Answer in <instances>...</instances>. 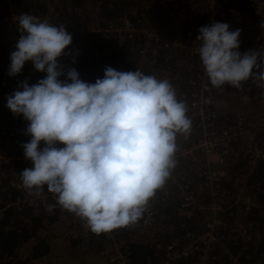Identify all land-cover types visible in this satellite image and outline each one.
Returning a JSON list of instances; mask_svg holds the SVG:
<instances>
[{
	"label": "clouds",
	"instance_id": "9594fccd",
	"mask_svg": "<svg viewBox=\"0 0 264 264\" xmlns=\"http://www.w3.org/2000/svg\"><path fill=\"white\" fill-rule=\"evenodd\" d=\"M229 29L213 22L198 30L196 52L211 87L239 90L252 81L264 89V46L241 53V30ZM17 30L8 75L26 62L45 74L5 98L30 137L21 145L32 163L20 171L22 187L36 196L47 190L97 235L135 224L176 166L178 135L191 131L186 103L168 79L139 69L106 66L94 83L74 68L65 72L58 60L72 36L63 24L21 13Z\"/></svg>",
	"mask_w": 264,
	"mask_h": 264
},
{
	"label": "trees",
	"instance_id": "16d2710c",
	"mask_svg": "<svg viewBox=\"0 0 264 264\" xmlns=\"http://www.w3.org/2000/svg\"><path fill=\"white\" fill-rule=\"evenodd\" d=\"M13 1L17 10L21 12L36 7V13L45 14L47 5H49L48 1L55 2L56 0ZM186 1V9L191 20L178 30L172 28L173 33L171 34V36L181 35L184 41L196 37L199 34V28L208 25V17L201 15L202 7L199 4L207 6L209 0ZM237 1L217 0V3L226 11L230 6L237 4ZM3 2L0 0V136L3 126L9 120L27 123L21 116H14L5 107V98L19 90L18 86L21 82L26 81L31 86V80L27 74V63L20 74L14 77L8 75L10 53L15 50L19 34L10 27L12 26L9 22L10 11H7ZM146 2L147 0H60L58 3L57 0L55 6L61 12L59 13L61 23H68L79 32L76 44L66 49L68 55L64 56H69L70 62L64 67V71L74 68L81 80L91 83L103 77L106 66L117 71H131L134 68L132 57L141 44L137 41V37L118 46L115 39L106 38L103 34L93 35L87 30L91 31L96 26L104 27L108 21L129 16L136 23L145 17L149 21V23L145 21L146 25L162 34L167 33L165 30L169 28L170 22L156 9L146 11ZM134 7H136L135 12L131 9ZM153 19H156V22H152ZM228 24L229 30L233 31L238 29L240 20H237L235 14H230ZM170 26H172L171 23ZM257 34L258 30L255 26L253 25L252 28L249 26L248 30L241 32L240 44H244V47L249 46ZM146 64V75L168 79L175 88L178 99L186 103L187 116L192 122L191 131L187 137L178 135L177 147L192 148L201 138L199 130L201 117L197 110L194 114L191 106L193 90L189 81L199 73V60L192 56L160 52L159 58L150 59ZM38 74L42 77L45 75L40 72ZM60 79L63 80L65 77L61 76ZM255 85L257 84L252 81L245 82L239 90L228 85L224 86L226 91L220 96V105L217 110L220 128L226 126L227 123L230 124L235 112L240 110H233L231 106L235 99L238 102L234 106L240 107L248 118L254 120L264 118V89L260 90ZM210 111L214 110L210 109ZM246 148L245 140L231 144L227 148L228 155H225V159L229 177L224 180L223 190L230 201H226L224 205L227 210L219 217L217 216L226 223V228L221 231V245L219 246L221 249L217 248L213 256L215 259L211 257L209 264H264V165L254 172L247 173L245 170ZM204 164V156L196 151L175 166L164 186L157 190L149 201L148 206L157 216V222L153 228L143 227L138 220L133 225L115 229L109 233L94 234L86 227L83 220L63 210L51 193H49L50 203L53 206L51 210L45 208L36 213L27 209L18 211L10 208L0 219V259L10 257V261L6 264H54L55 262L61 263L60 260L63 258L59 255L71 249L76 259L88 254V256L95 255L100 260L104 259L105 262L100 261L97 264H112L106 258L112 254L110 247L113 244L114 249L115 242H123V250L130 264L159 263L165 259V254L157 248L158 244L166 245L173 239L187 244L188 240H191L190 236L205 232L208 225L214 223L215 217L212 215L211 208L213 202L206 190L203 177ZM12 170L10 176H12ZM164 191L170 192V197L166 201L162 200ZM244 191L254 197L252 209L246 211L237 206L231 208L232 197ZM20 195L21 193L7 186V181L0 183V198L4 201L9 200V196L14 199ZM184 196L191 198L196 206L195 210H189L187 213L179 211V205ZM237 220L239 225L235 226ZM58 224L63 227L65 238L55 236L52 227ZM80 226L82 230H77ZM236 228L248 231L252 239L244 241L236 236L233 231ZM66 246L68 250H65ZM60 247L58 255L57 251ZM219 252L223 253L219 254ZM230 256L233 260H230ZM193 259L182 260L176 264H193L198 257Z\"/></svg>",
	"mask_w": 264,
	"mask_h": 264
},
{
	"label": "built area",
	"instance_id": "2783aa9c",
	"mask_svg": "<svg viewBox=\"0 0 264 264\" xmlns=\"http://www.w3.org/2000/svg\"><path fill=\"white\" fill-rule=\"evenodd\" d=\"M3 1L7 11H10L9 22L12 24L10 27L15 29L19 35L20 33L17 30V17L21 13H28L36 16L41 21L46 20L52 24L65 25L66 31L72 36V43L69 47H73L76 44L79 32L68 23H61L59 15L61 12L55 7L57 0L55 2L48 1L49 5H47L45 14L40 12L36 13V7L21 12L15 7L13 0ZM186 6V0H147L145 10L151 11L156 9L162 17L171 23V25L174 21L176 26L180 29L182 26L186 25V22L191 20ZM199 6L202 7L201 15H207L208 17V25L213 22L228 24L229 15L235 14L237 20H240V22L252 23L255 26L256 30H258V34L254 37V40H252L249 46L244 47V44H240L239 51L241 53L249 49H260L264 46V0H238L237 4L230 6L226 11L217 3V0H209L207 6L204 4H199ZM135 8L136 7H134L133 10L136 11ZM158 12L153 11L155 14H158ZM145 21L149 23L145 17L136 23L129 16H122L116 20L106 22L104 27L96 26L91 31L87 30V32L93 35L103 34L106 38L115 39L118 46H122L133 37H137V41L141 44L132 57L134 68L131 71L139 69L145 73L147 68L146 63L149 62L150 59L159 58L160 52L192 56L199 60L196 52L198 47L196 37L199 34L194 38L184 41L181 35L176 34L170 36L173 31L170 23L169 28L165 30L167 33L162 34L151 26L146 25ZM152 22H156V19H153ZM175 29L177 30L176 27ZM69 62V56H64L62 59L58 60V63H60L63 68L66 67ZM26 63L27 74L31 80V85L37 83L39 79L44 78L35 71L31 62ZM198 70L199 73L189 81V84L193 90L191 94V106L194 109V114L197 110L198 115L201 117L199 124L201 138L192 148L177 147L175 159L176 165L178 166L181 161L185 160L193 152L198 151L204 156L205 164L203 166V177L205 179L206 190L209 192L213 202L211 208L212 215H214L213 217H215V219L213 224L208 225L205 232L190 236L189 238H191V240L189 239L187 244H182L178 239H173L166 245L158 244L157 248L164 252L165 259L156 264H176L182 260H194L193 258L195 257H198V259L193 264H209L211 257L216 254L217 248L221 245V231L226 228V223L218 219L217 216L219 217L222 212L227 210L224 207L227 203V193L223 190V183L224 180L229 177V171L226 169L227 162L225 155H228L227 148L231 146V144L240 143L243 140L246 141L247 160L245 170L247 173L254 172L261 165H264V118H259L257 120L250 119L242 111L243 113L234 115L233 121L230 124L227 123L226 126L220 128L217 110L220 105V96L225 94V87H211L201 67V63L198 64ZM212 106L213 108H211ZM210 109L214 111H210ZM26 126L27 123L9 120L1 131L0 183L7 181V186L11 190L14 189L21 193V195L14 199L9 196V200L7 201L0 198V219L3 217L4 212L10 208L18 211L27 209L38 213L41 209H49V206H51L50 194L46 190L39 196L29 195L21 184L20 171L32 167L31 161L24 158L23 148L21 147L23 143L28 142L30 139V137L24 135ZM11 170L12 176H10ZM14 173L16 174L14 175ZM168 197H170V192L164 191L162 193V200L166 201ZM232 200L233 204L230 206L231 208L237 206L249 211L254 205V197L247 191H244L240 195H234ZM179 206V211L181 213H187L189 210L196 209L194 202L187 196H184ZM139 221L143 227L153 228L157 222L156 213L147 205ZM233 231L236 236L241 237L244 241H250L252 239L248 231L243 228H236L233 229ZM123 249V242H115L114 255L107 257V260L112 264H130L129 258ZM219 249H221V247H219ZM221 253L223 252H219V254ZM10 259V257L0 259V264H6ZM213 259H215V257H213ZM230 260H233L231 256Z\"/></svg>",
	"mask_w": 264,
	"mask_h": 264
},
{
	"label": "rangeland",
	"instance_id": "374dc122",
	"mask_svg": "<svg viewBox=\"0 0 264 264\" xmlns=\"http://www.w3.org/2000/svg\"><path fill=\"white\" fill-rule=\"evenodd\" d=\"M60 2V0H58V3ZM57 4V2L55 3V5ZM56 7V6H55ZM132 10L134 9V8H131ZM133 11H135V10H133ZM249 26L252 28L253 27V24L251 23V24H249V23H246V22H240V24H239V26H238V29H240L241 30V32H243V31H246V30H248L249 29ZM173 33V31L171 32V34ZM174 35H176V34H174ZM165 36H167V35H165ZM171 36V35H170ZM169 38H171V37H169ZM152 69V68H151ZM255 87L256 88H258V89H262V88H260V87H258L257 85H255ZM234 101V103L231 105L232 107H233V110H238V109H240V110H238L237 112H235V114H238V113H243L242 111H241V108L239 107H236V106H234L235 105V103H237L236 102V99L235 100H233ZM243 108V107H242ZM245 113V112H244ZM228 114V113H227ZM230 115V114H229ZM226 201H230V199H226ZM264 216V215H263ZM236 226H238L239 225V223H238V220L236 221V224H235ZM62 229H63V227L62 226H60L59 224L56 226V227H52V230H54L55 232L56 231H60V236H64V234H63V231H62ZM77 230H82V227L80 226ZM53 231V232H54ZM110 249H111V251L110 252H112V254L110 255V256H113L114 254H113V251H114V249H113V244L111 245V247H110ZM85 258L84 259V263H86V264H97L98 262H100V261H104V259L103 260H98V259H96V257H95V255H93V256H88V254H85L84 256H81V257H79V259H81V258ZM108 257V256H107ZM106 257V258H107ZM79 259H78V264L80 263V261H79ZM75 261V260H74ZM107 261H109V260H107Z\"/></svg>",
	"mask_w": 264,
	"mask_h": 264
},
{
	"label": "crops",
	"instance_id": "0c3cea01",
	"mask_svg": "<svg viewBox=\"0 0 264 264\" xmlns=\"http://www.w3.org/2000/svg\"><path fill=\"white\" fill-rule=\"evenodd\" d=\"M172 28H177V30L179 29L177 26H176V24H175V22L173 21L172 22ZM61 231V230H60ZM60 231H56V232H54V234H55V236L56 237H59V238H65V235L66 234H64V236H60ZM53 234V235H54ZM59 242V241H58ZM65 248V250H68L69 248L66 246V247H64ZM58 250V249H57ZM60 250H61V247H60V249L57 251V253H58V255H59V253H60ZM67 255H69L68 257H67ZM60 257H62L63 259L62 260H60L61 261V263H59V262H55L54 264H78L77 262H78V259H76L74 256H73V254H72V250L71 249H69V251L68 252H65V253H63L62 252V254L61 255H59ZM67 257V258H66ZM84 257L83 258H81V259H79V261H80V263L79 264H86V263H84ZM96 259H98L97 257H96ZM75 260V261H74ZM99 260V259H98ZM103 262V261H102ZM105 262V261H104ZM100 263V262H99ZM96 264V263H95Z\"/></svg>",
	"mask_w": 264,
	"mask_h": 264
}]
</instances>
